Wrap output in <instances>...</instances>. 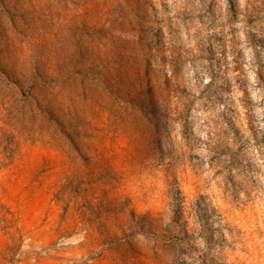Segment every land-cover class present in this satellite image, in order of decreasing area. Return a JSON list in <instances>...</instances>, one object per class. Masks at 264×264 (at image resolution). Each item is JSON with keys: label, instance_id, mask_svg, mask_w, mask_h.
<instances>
[{"label": "rangeland", "instance_id": "374dc122", "mask_svg": "<svg viewBox=\"0 0 264 264\" xmlns=\"http://www.w3.org/2000/svg\"><path fill=\"white\" fill-rule=\"evenodd\" d=\"M0 264H264V0H0Z\"/></svg>", "mask_w": 264, "mask_h": 264}]
</instances>
